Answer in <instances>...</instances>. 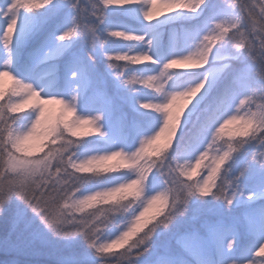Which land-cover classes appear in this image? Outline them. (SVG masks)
I'll use <instances>...</instances> for the list:
<instances>
[{"label": "snow or ice", "instance_id": "1", "mask_svg": "<svg viewBox=\"0 0 264 264\" xmlns=\"http://www.w3.org/2000/svg\"><path fill=\"white\" fill-rule=\"evenodd\" d=\"M157 3L0 0L6 264H264V0Z\"/></svg>", "mask_w": 264, "mask_h": 264}, {"label": "trees", "instance_id": "2", "mask_svg": "<svg viewBox=\"0 0 264 264\" xmlns=\"http://www.w3.org/2000/svg\"><path fill=\"white\" fill-rule=\"evenodd\" d=\"M114 39H116V38H114ZM225 138H227V137H225ZM174 142L175 141H173V143ZM205 163H207V161ZM9 219H10V216L7 218L0 216V239H2L4 234H5V230H6V227L8 226V220ZM7 259H8V257H6L2 251H0V264H6Z\"/></svg>", "mask_w": 264, "mask_h": 264}, {"label": "rangeland", "instance_id": "3", "mask_svg": "<svg viewBox=\"0 0 264 264\" xmlns=\"http://www.w3.org/2000/svg\"><path fill=\"white\" fill-rule=\"evenodd\" d=\"M162 14H167L166 13V5L163 3V0H158V3L156 5V9L154 11V17L155 18H161ZM118 39V38H116ZM192 163H195L194 161ZM153 210H150V212L148 213V215H151Z\"/></svg>", "mask_w": 264, "mask_h": 264}]
</instances>
